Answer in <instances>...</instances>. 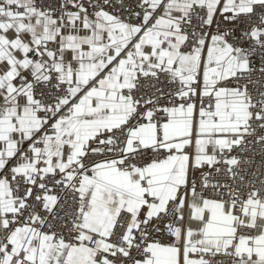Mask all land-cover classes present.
Here are the masks:
<instances>
[{
  "label": "snow or ice",
  "instance_id": "snow-or-ice-1",
  "mask_svg": "<svg viewBox=\"0 0 264 264\" xmlns=\"http://www.w3.org/2000/svg\"><path fill=\"white\" fill-rule=\"evenodd\" d=\"M0 264H264V0H0Z\"/></svg>",
  "mask_w": 264,
  "mask_h": 264
}]
</instances>
